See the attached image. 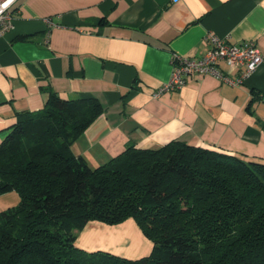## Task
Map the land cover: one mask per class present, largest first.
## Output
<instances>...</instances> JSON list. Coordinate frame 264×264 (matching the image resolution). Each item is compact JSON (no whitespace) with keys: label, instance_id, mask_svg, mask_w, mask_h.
<instances>
[{"label":"crops","instance_id":"1","mask_svg":"<svg viewBox=\"0 0 264 264\" xmlns=\"http://www.w3.org/2000/svg\"><path fill=\"white\" fill-rule=\"evenodd\" d=\"M16 8L0 35V143L17 114L41 109L52 90L101 102V114L71 144L91 167L129 145L171 140L264 163V61L236 84L208 74L153 95L171 77L172 54L201 57L208 31L236 44L253 40L264 55V0H18ZM219 67L229 71L224 61ZM19 201L14 190L0 194V211ZM75 245L126 246L130 254H115L129 258L152 249L132 218L90 220Z\"/></svg>","mask_w":264,"mask_h":264},{"label":"trees","instance_id":"2","mask_svg":"<svg viewBox=\"0 0 264 264\" xmlns=\"http://www.w3.org/2000/svg\"><path fill=\"white\" fill-rule=\"evenodd\" d=\"M47 95L0 143V194L20 197L0 211V264H264V163L171 140L91 167L71 144L101 102ZM127 218L152 242L149 254L75 245L88 221Z\"/></svg>","mask_w":264,"mask_h":264},{"label":"built area","instance_id":"3","mask_svg":"<svg viewBox=\"0 0 264 264\" xmlns=\"http://www.w3.org/2000/svg\"><path fill=\"white\" fill-rule=\"evenodd\" d=\"M17 1L0 0V35L13 26V20L18 13V8H16ZM202 41L206 51L199 58L178 53L172 54L171 77L155 90L153 95L157 96L164 91L179 90L189 78H199L208 74L227 83L236 84L264 61V55L253 40H245L236 44L227 38L219 37L212 31H208L204 34ZM220 61H224L227 64L228 72L220 69ZM236 68H241L242 71L238 78L232 79L229 76V72Z\"/></svg>","mask_w":264,"mask_h":264},{"label":"rangeland","instance_id":"4","mask_svg":"<svg viewBox=\"0 0 264 264\" xmlns=\"http://www.w3.org/2000/svg\"><path fill=\"white\" fill-rule=\"evenodd\" d=\"M102 251H108V250H102ZM114 251L117 252V253H119V254H121V253H123V254H130L129 249H128L126 246H121V247H119V248H116ZM127 251H128V253H127ZM109 252H112V251H109ZM115 252H112V253L115 254ZM119 254H118V255H119ZM120 256H121V255H120ZM123 256H124V255H123ZM124 257L129 258L128 256H124ZM130 258H131V257H130Z\"/></svg>","mask_w":264,"mask_h":264}]
</instances>
